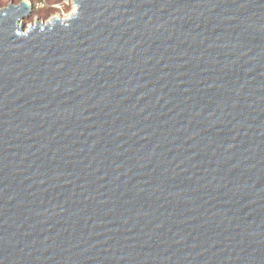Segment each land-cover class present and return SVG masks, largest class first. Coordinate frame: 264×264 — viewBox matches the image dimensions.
<instances>
[{
  "label": "water",
  "instance_id": "obj_1",
  "mask_svg": "<svg viewBox=\"0 0 264 264\" xmlns=\"http://www.w3.org/2000/svg\"><path fill=\"white\" fill-rule=\"evenodd\" d=\"M0 10V264H264V0Z\"/></svg>",
  "mask_w": 264,
  "mask_h": 264
},
{
  "label": "rangeland",
  "instance_id": "obj_2",
  "mask_svg": "<svg viewBox=\"0 0 264 264\" xmlns=\"http://www.w3.org/2000/svg\"><path fill=\"white\" fill-rule=\"evenodd\" d=\"M22 1H28L32 6L30 16L24 19L26 29L36 24L37 20L48 23L54 18L64 19L73 12L75 6L74 0H0V10L11 3L18 5Z\"/></svg>",
  "mask_w": 264,
  "mask_h": 264
},
{
  "label": "bare ground",
  "instance_id": "obj_3",
  "mask_svg": "<svg viewBox=\"0 0 264 264\" xmlns=\"http://www.w3.org/2000/svg\"><path fill=\"white\" fill-rule=\"evenodd\" d=\"M76 11H77V7L75 5L74 8H73V12L70 15H68L66 18H64L63 20H69L71 17H73L75 15ZM53 20H51V21H49L48 23H45V24H50Z\"/></svg>",
  "mask_w": 264,
  "mask_h": 264
}]
</instances>
